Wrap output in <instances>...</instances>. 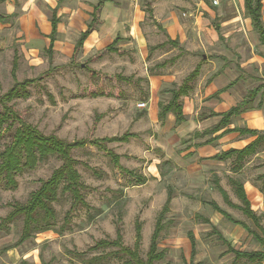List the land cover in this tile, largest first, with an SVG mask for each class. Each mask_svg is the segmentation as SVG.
<instances>
[{
  "label": "rangeland",
  "instance_id": "rangeland-1",
  "mask_svg": "<svg viewBox=\"0 0 264 264\" xmlns=\"http://www.w3.org/2000/svg\"><path fill=\"white\" fill-rule=\"evenodd\" d=\"M217 1L214 6L212 0H0V95L16 82L32 81L12 102L25 123L67 143L86 142L72 152L86 206L69 212V196L59 195L53 230L19 242L22 219L2 221L11 205L25 203L60 165L55 157L20 174L15 190L0 188V264H87L116 250L94 246L117 234L121 245L133 248L136 223L144 258L169 193L165 229L158 237V251L165 257L156 264H184L191 251L189 233L195 263L247 264L234 262L213 228L235 250H264L254 238L264 237V195L256 181L264 174V149L234 173L229 160L211 159L245 147L252 137L229 133L203 144L222 131L196 136L221 119H201V114H222L264 85V46L241 0ZM53 16L58 23L49 48ZM93 21L92 32L75 49ZM116 37L120 40L110 50ZM197 65L199 75L180 99L184 121L176 125L169 114L161 122L159 104L170 100L168 91L177 89ZM235 127L264 131V93L231 118L228 128ZM125 134V142L91 144ZM9 140L3 131L0 150ZM214 176L226 199L214 186ZM231 179L243 184L254 215L261 217L260 228L240 211ZM123 263L112 256L100 264Z\"/></svg>",
  "mask_w": 264,
  "mask_h": 264
},
{
  "label": "trees",
  "instance_id": "trees-1",
  "mask_svg": "<svg viewBox=\"0 0 264 264\" xmlns=\"http://www.w3.org/2000/svg\"><path fill=\"white\" fill-rule=\"evenodd\" d=\"M243 12L249 19L252 30L257 35L258 42L264 46V20L262 18L263 2L262 0H241ZM150 12V11H149ZM94 20V17H93ZM58 19L54 16L51 18V32L49 35V48L53 47ZM93 23H90L87 30L80 34L76 42L75 49L82 46L90 32L93 30ZM156 24V23H155ZM158 26V24H157ZM116 38L111 44L110 50L119 42ZM200 72V66L197 65L194 70L189 73L181 82L177 89L168 91L171 94L170 100L166 104H159L158 119L163 122L166 117L171 114L175 118V124L180 125L184 121L183 106L180 102L181 97L186 96L192 88V83L195 81ZM92 73V71L90 72ZM217 75V74H216ZM238 79L230 82L224 88L216 92L220 94L227 91L237 83ZM32 81H24L22 83H15L5 94L0 95V139L3 131H7L9 135V142L5 143L2 150H0V188L6 191H13L17 188V177L28 171H32L36 166L47 160L49 157H55L60 165L52 171L49 178L42 181L40 186L33 191L25 203H14L11 205V211L2 222L5 224L12 223L17 219H22V232L19 242H23L34 234L43 233L53 230L55 223L54 203L58 201L59 195H68L71 204L69 212L74 211L80 206H86L82 191L84 185L81 183V177L76 169L77 161L72 158V152L83 147L86 142L74 141L67 143L64 140L57 138L54 135H44L36 127L25 123L18 112L14 109L12 102L18 99L20 92L23 91L27 84ZM264 93V85H259L249 90L245 98L237 105L231 107L228 111L217 114L211 112L209 115L203 116L201 119L220 116L217 124L212 126L196 136L205 137L207 135H214L220 131L219 136H215L207 140L203 144H210L216 139L229 134L237 133L240 136L252 137L253 140L241 149H229L225 152L218 153L212 157L211 160L216 161H230L231 170L234 173L239 172L247 159L257 155L264 149V131L255 129L243 128H228L232 117L239 116L248 110L258 94ZM28 95V94H26ZM94 96V95H93ZM129 134H125L120 138H105L101 140L92 141L93 146H98L101 143L125 142ZM214 186L221 191V194L226 199L225 192L221 189L217 178L213 177ZM256 181L259 183L257 188L260 193L264 195V174L258 175ZM233 191L240 201V211L243 215L250 218L257 227L260 228L261 217H256L251 209L250 202L247 198L243 184L239 180H230ZM171 201V193L168 194L166 202L158 214L155 227L150 239V245L144 258L140 257V241H141V225L135 224V243L133 248L124 247L121 245L120 235L113 241H100L94 250L104 248H116V250L93 257L87 261V264H100L108 257L114 256L124 260L123 264H156L165 257V252L158 251V237L162 230L165 229L163 219L169 211ZM214 210L219 211V208L213 203ZM224 217L234 224H241L234 221L229 215L220 212ZM204 223L209 224V220H203ZM3 225V226H4ZM218 238L227 245V252L234 255V262H243L247 264H262L264 262V250L243 252L235 250L231 247L217 231ZM190 238V255L189 259L184 264H198L195 263L194 256L196 254L194 239L191 233ZM257 242L264 247V237H254ZM169 264V263H166Z\"/></svg>",
  "mask_w": 264,
  "mask_h": 264
},
{
  "label": "built area",
  "instance_id": "built-area-1",
  "mask_svg": "<svg viewBox=\"0 0 264 264\" xmlns=\"http://www.w3.org/2000/svg\"><path fill=\"white\" fill-rule=\"evenodd\" d=\"M212 5H214V6L218 5V1L217 0H212ZM138 108H144V104H139Z\"/></svg>",
  "mask_w": 264,
  "mask_h": 264
},
{
  "label": "crops",
  "instance_id": "crops-1",
  "mask_svg": "<svg viewBox=\"0 0 264 264\" xmlns=\"http://www.w3.org/2000/svg\"><path fill=\"white\" fill-rule=\"evenodd\" d=\"M263 7H264V4H263ZM114 15H115V17H116V15L118 16V10L116 9V11H114V13H113ZM117 38V37H116ZM152 83H154V82H152ZM262 175V174H261Z\"/></svg>",
  "mask_w": 264,
  "mask_h": 264
}]
</instances>
